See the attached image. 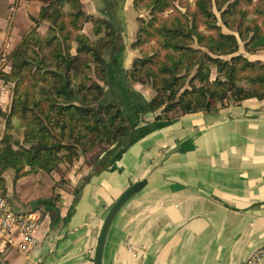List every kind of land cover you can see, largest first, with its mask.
<instances>
[{
    "label": "crops",
    "instance_id": "1",
    "mask_svg": "<svg viewBox=\"0 0 264 264\" xmlns=\"http://www.w3.org/2000/svg\"><path fill=\"white\" fill-rule=\"evenodd\" d=\"M48 1L0 0L1 71H7V54L33 24L30 17ZM91 1L116 30L105 52L107 63L127 70L137 29L132 0H81L89 14ZM86 28L91 32V22ZM244 54L264 62L263 52ZM108 91L114 96L107 89L106 99ZM9 96L0 79V111L8 108ZM3 122L0 115V128ZM103 153L94 163L81 156L68 170L38 171L16 182L12 170L5 172L7 198L15 210L37 209L57 195L52 201L60 219L52 225L43 207L46 216L35 247L27 253L1 249L0 264H93L109 207L144 178L145 187L113 220L103 264H246L264 243V98L177 117L86 180ZM257 264H264V256Z\"/></svg>",
    "mask_w": 264,
    "mask_h": 264
},
{
    "label": "trees",
    "instance_id": "2",
    "mask_svg": "<svg viewBox=\"0 0 264 264\" xmlns=\"http://www.w3.org/2000/svg\"><path fill=\"white\" fill-rule=\"evenodd\" d=\"M132 5L136 54L127 70L105 59L117 37L113 22L85 12L81 0H49L30 17L33 24L6 56L7 71L0 70L10 90L0 111L1 194L9 169L13 182L50 174L95 147L98 156L107 152L141 125L264 98V62L244 54L264 53V0H194L167 17L159 13L176 9L174 0ZM146 8L148 20L139 14ZM88 22L94 40L83 31ZM152 39L157 48L150 53ZM134 83L150 86L152 97L131 90ZM107 89L114 91L108 99ZM146 114L152 121L142 120Z\"/></svg>",
    "mask_w": 264,
    "mask_h": 264
},
{
    "label": "water",
    "instance_id": "3",
    "mask_svg": "<svg viewBox=\"0 0 264 264\" xmlns=\"http://www.w3.org/2000/svg\"><path fill=\"white\" fill-rule=\"evenodd\" d=\"M122 73L125 74L124 71H122ZM130 89L132 90L133 87H130ZM145 107L147 108V103H145ZM176 121L177 118L171 120H159L136 127L133 131L123 136L107 152H104L101 155V157L98 159V165L89 172L86 180H89L90 178L96 176L104 169H106L110 165V163H112V161L118 159L127 150V148H129L136 141H139L145 136L152 134L158 130L171 126ZM179 149L180 148H176L175 151H178ZM146 184L147 178L130 184L109 207L97 238L93 264H103L105 245L110 227L115 216L119 213L120 209L125 205V203L132 196L140 192ZM42 205L44 206V210L48 213L49 218L51 219V224L56 225L60 219L58 207L52 200H47L43 202Z\"/></svg>",
    "mask_w": 264,
    "mask_h": 264
},
{
    "label": "built area",
    "instance_id": "4",
    "mask_svg": "<svg viewBox=\"0 0 264 264\" xmlns=\"http://www.w3.org/2000/svg\"><path fill=\"white\" fill-rule=\"evenodd\" d=\"M14 7L9 9L12 16ZM46 213L38 208L32 210H15L8 198L0 194V250L10 248L19 253H27L35 247L36 232ZM264 256V243L247 259L246 264H257Z\"/></svg>",
    "mask_w": 264,
    "mask_h": 264
},
{
    "label": "rangeland",
    "instance_id": "5",
    "mask_svg": "<svg viewBox=\"0 0 264 264\" xmlns=\"http://www.w3.org/2000/svg\"><path fill=\"white\" fill-rule=\"evenodd\" d=\"M187 2L189 3V5H190V9L193 7V4H194V0H174V4L176 5V9H174V8H169V9H167V10H165L164 12H162V13H159V15L160 16H163V17H167L168 16V14H170V13H173V12H176V11H181V12H184V9H185V6H186V4H187ZM82 7H83V4H82ZM94 8H93V3H92V1H91V15H93L95 18H97V19H102V18H106L107 19V16H105V14H103V13H101V12H99V11H96V10H93ZM132 11V10H131ZM133 13V12H132ZM136 14H137V12H136ZM143 18H145V19H149L150 17H149V9L148 8H146L145 10H142V11H140V13H139ZM43 28V27H42ZM85 33H86V35L89 37V38H91L90 40H94V39H96V35L93 33V31H92V23H91V32H90V29H88V28H86L85 30H83ZM135 37H136V33H135ZM134 40H135V38H134ZM132 43V42H131ZM149 45V47H150V53L153 51V49L154 48H157V44H156V40L155 39H152L148 44H147V46ZM130 47V46H129ZM106 51H108V50H106ZM105 51V52H106ZM129 53H130V55L132 56V58L134 57V55L136 54V53H133L132 52V50H131V48H129ZM105 54V53H104ZM83 58H85V55L84 54H81L80 55V60H83ZM133 60V59H132ZM5 63H7V65H8V67H9V62L7 61V60H5ZM131 65H132V62H131ZM130 65V66H131ZM132 87L134 88V89H136L137 91H142L143 93H144V95H145V97L146 98H148V99H150L151 97H152V94H153V90L151 89V87L150 86H145V85H141L140 83H134V84H132ZM9 89V88H8ZM9 92H10V90H9ZM153 117H154V114H146V115H143V117H142V120H148V121H150V119L152 120L153 119ZM0 129H2V127L0 128ZM18 137H20L19 135H17V138ZM98 154H99V148L98 147H95V148H93L92 150H89V151H87L86 153H83V154H81L80 153V155H79V157L77 158V159H79L81 156H82V158H84L85 157V159L84 160H86V158L88 157L90 160H91V162L92 163H94L93 162V160H95V159H97L99 156H98ZM77 159H75V160H77ZM74 160V161H75ZM73 161V162H74ZM72 162V163H73ZM72 163L71 164H67V165H65V167L64 166H62L61 168H58V169H56L55 171L56 172H61V171H63V170H68V167L70 166V165H72ZM54 171V172H55ZM46 173V172H45ZM49 174V173H48ZM63 174H64V172H63ZM6 193H7V184H6ZM1 194V193H0ZM1 195H3V194H1ZM4 196H6L7 197V194H4Z\"/></svg>",
    "mask_w": 264,
    "mask_h": 264
}]
</instances>
